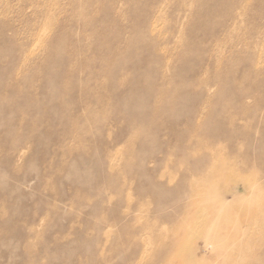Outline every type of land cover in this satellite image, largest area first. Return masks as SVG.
<instances>
[{
	"label": "rangeland",
	"instance_id": "rangeland-1",
	"mask_svg": "<svg viewBox=\"0 0 264 264\" xmlns=\"http://www.w3.org/2000/svg\"><path fill=\"white\" fill-rule=\"evenodd\" d=\"M263 239L264 0H0V264H264Z\"/></svg>",
	"mask_w": 264,
	"mask_h": 264
},
{
	"label": "bare ground",
	"instance_id": "bare-ground-1",
	"mask_svg": "<svg viewBox=\"0 0 264 264\" xmlns=\"http://www.w3.org/2000/svg\"><path fill=\"white\" fill-rule=\"evenodd\" d=\"M151 30V29H150ZM41 43V42H40ZM111 44V43H110ZM108 45V43L106 44V43H104L103 45H102V47L104 48V50H106V51H108V53H109V51H110V54H114L115 53V51L116 50H114L113 48V50H111L110 49V47L108 46V47H106ZM111 47H112V44L110 45ZM105 51V52H106ZM107 53V52H106ZM107 53V54H108ZM108 56H109V54H108ZM109 59V58H108ZM103 62H105V64L108 62L107 60H105V59H103ZM109 63V62H108ZM107 63V64H108ZM109 65V64H108ZM107 65V66H108ZM14 89V88H13ZM14 91H17V89L15 88L14 89ZM145 92V91H144ZM146 93H148L147 91H146ZM153 108V110H152V118L154 119L153 121H154V127L153 128H155V130H162L163 128H167L168 130H169V137H174L175 136V132H174V130H175V127H176V122H175V120L173 121V120H166V116L168 117V114L169 113H171V109L173 108V107H175L174 105L172 106V105H167V104H156V105H153L152 106ZM189 123H190V125H193L194 123L192 122V121H188ZM190 127H192V126H190ZM189 127V128H190ZM192 144V143H191ZM235 157V156H234ZM244 165V164H243ZM221 167H222V164L219 166V168H218V170H217V172H219V171H221ZM245 168H246V166H245ZM197 169H199V168H197ZM223 169V168H222ZM211 171H213V168H212V170ZM238 171V170H237ZM237 171H229L230 173H229V175H231V176H233V175H235V174H238V172ZM227 172H228V170H227ZM237 172V173H236ZM241 173V172H240ZM259 175H260V173L259 174H256L255 175V179L256 178H258L259 177ZM261 177L263 176V174L262 175H260ZM230 190H227L226 191V193H228V194H232V198L233 199H236L237 198V196L239 195V194H241L242 193V196L244 197V196H246V195H248V194H250V193H252L253 192V188H252V184L251 185H249L248 183H245V184H242L241 185V193H240V190L239 189H234V188H229ZM196 192L194 191V189L193 188H191L190 189V192L187 194V198L188 199H190V200H192L195 196H196ZM212 214H214V213H212ZM191 224V222L189 223V225ZM263 230H261V232H262ZM263 234V233H262ZM261 234V235H262ZM251 235V234H250ZM250 235H248V236H250ZM260 235V236H261ZM255 236V235H254ZM253 236V237H254ZM259 236V235H258ZM257 236V237H258ZM252 237V236H251ZM252 237V238H253ZM262 239V238H261ZM164 241V240H163ZM264 243V239L262 240V242H261V244H263ZM177 246H175V248L177 249V252H181V250H183V248L182 247H179V244H176ZM208 247V246H207Z\"/></svg>",
	"mask_w": 264,
	"mask_h": 264
}]
</instances>
